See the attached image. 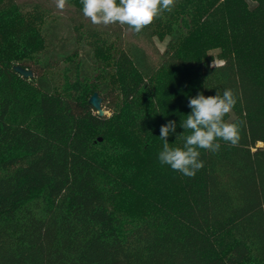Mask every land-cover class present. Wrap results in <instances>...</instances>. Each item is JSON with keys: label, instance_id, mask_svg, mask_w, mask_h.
<instances>
[{"label": "trees", "instance_id": "trees-1", "mask_svg": "<svg viewBox=\"0 0 264 264\" xmlns=\"http://www.w3.org/2000/svg\"><path fill=\"white\" fill-rule=\"evenodd\" d=\"M66 5L0 0V264H264V0H176L139 34ZM224 89L239 145L161 165V126L182 147Z\"/></svg>", "mask_w": 264, "mask_h": 264}, {"label": "clouds", "instance_id": "clouds-1", "mask_svg": "<svg viewBox=\"0 0 264 264\" xmlns=\"http://www.w3.org/2000/svg\"><path fill=\"white\" fill-rule=\"evenodd\" d=\"M176 0H80L83 15L93 25H114L127 27L128 31L139 34L164 12H172ZM67 0H56L57 7L64 9ZM237 104V96L232 89L217 90L213 96L197 94L188 101L190 114L181 121L184 129L181 146H170L167 138L176 132V122L169 120L160 128L159 139L163 141L158 154L161 165H167L174 171L191 178L204 167L200 159L201 150L218 153L221 143L232 147L239 145L244 121L229 122L224 119Z\"/></svg>", "mask_w": 264, "mask_h": 264}, {"label": "water", "instance_id": "water-1", "mask_svg": "<svg viewBox=\"0 0 264 264\" xmlns=\"http://www.w3.org/2000/svg\"><path fill=\"white\" fill-rule=\"evenodd\" d=\"M14 71L21 75L24 78H31L33 76V72L30 69L23 68L20 65H15ZM88 104L96 111L99 116L105 114L104 109L102 108V98L99 96L97 91H94L87 100Z\"/></svg>", "mask_w": 264, "mask_h": 264}, {"label": "rangeland", "instance_id": "rangeland-1", "mask_svg": "<svg viewBox=\"0 0 264 264\" xmlns=\"http://www.w3.org/2000/svg\"><path fill=\"white\" fill-rule=\"evenodd\" d=\"M62 12H68V13L69 12H72V9H71L70 5H66ZM153 40H154V43H155L156 48H158L160 51H162L164 49V47H165L167 38H164V39L154 38ZM142 45H144V44L142 43ZM144 47H146V49L148 50V52H151V48H149L146 45H144ZM215 62H218V60L215 59ZM105 113L107 115L110 114V112L107 111V110L105 111Z\"/></svg>", "mask_w": 264, "mask_h": 264}]
</instances>
